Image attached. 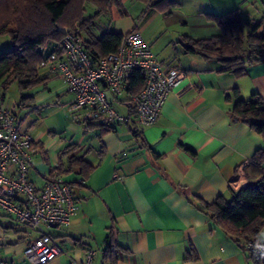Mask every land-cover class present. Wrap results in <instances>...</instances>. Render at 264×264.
<instances>
[{"label":"crops","instance_id":"crops-1","mask_svg":"<svg viewBox=\"0 0 264 264\" xmlns=\"http://www.w3.org/2000/svg\"><path fill=\"white\" fill-rule=\"evenodd\" d=\"M118 2L99 17L95 34L137 31L160 63L185 74L154 125L139 126L121 102L124 96L113 106L128 122L107 131L73 121V95L45 68L39 69L45 85L24 92L31 96L24 106L10 105L4 93L22 132L34 141L29 183L40 190L46 179L61 177L78 205L68 227L45 229L64 251L48 264H81L89 250L94 264H111L104 256L109 242L116 248L114 264H252L249 253L194 204L230 199L231 191L264 179V164L254 159L264 151V137L230 114L234 91L244 100L257 94L264 101V61L246 65L245 76L235 78L218 62L185 53L180 41L218 36L207 15L235 10L242 24H258L260 34L264 0H178L163 12L141 0ZM94 12L85 10V16ZM8 44H0V52ZM75 159L91 170L82 171ZM25 230L0 211V239L6 242L0 264H29ZM258 240L264 242V228Z\"/></svg>","mask_w":264,"mask_h":264},{"label":"trees","instance_id":"trees-1","mask_svg":"<svg viewBox=\"0 0 264 264\" xmlns=\"http://www.w3.org/2000/svg\"><path fill=\"white\" fill-rule=\"evenodd\" d=\"M141 1L161 12L178 6V0ZM86 4L95 9L90 16H85ZM113 6H120L118 0H0V35L7 36L9 40L8 48L0 52V86L3 93L16 84L20 93L18 107L31 100V96L23 93L45 85L47 81L39 75V65L43 60L40 48L45 46L48 54L60 52L62 39L74 30L76 24L91 59L115 53L121 44L122 34H95L97 20L107 15ZM207 17L216 24L220 34L203 39L182 38L180 44L185 53L214 60L222 66L223 72L235 78L245 76L246 65L264 61V31L256 34L258 24H242L240 10ZM61 29H65L66 33H62ZM143 84L144 77L140 71H134L127 80L123 95L125 100L121 102L131 113L134 112L132 98ZM233 94L235 101L230 112L233 122H240L264 137V101L257 94L248 100L239 98L237 91ZM111 129L113 127L107 131ZM254 159L264 164V151H257ZM73 162L78 163L82 171L86 168L81 159ZM88 167L86 171L91 170ZM194 205L245 250L247 242L258 239L264 228V179L231 191L230 199L220 196L212 204L198 200ZM115 251L114 243L109 242L104 256L111 264L112 258H116ZM249 256L252 264H264V253L260 257L251 253Z\"/></svg>","mask_w":264,"mask_h":264},{"label":"built area","instance_id":"built-area-1","mask_svg":"<svg viewBox=\"0 0 264 264\" xmlns=\"http://www.w3.org/2000/svg\"><path fill=\"white\" fill-rule=\"evenodd\" d=\"M39 67L57 75L73 95L68 107L73 121L100 123L116 127L128 122L113 106L127 88L134 71L144 77L142 89L132 98L136 123L141 127L154 125L169 94L185 79V74L160 63L137 31L123 35L113 54L93 60L85 49L78 25L61 41L60 52L48 54L42 46ZM32 136L22 132L13 107L5 102L0 86V211L26 227L30 239L23 250L29 264H48L64 254L59 242L45 229L68 227L78 205L69 183L61 177L46 179L36 190L27 174L32 162ZM33 233H37L36 237ZM245 251L260 257L264 242L253 239ZM95 252L89 250L81 264H94Z\"/></svg>","mask_w":264,"mask_h":264},{"label":"rangeland","instance_id":"rangeland-1","mask_svg":"<svg viewBox=\"0 0 264 264\" xmlns=\"http://www.w3.org/2000/svg\"><path fill=\"white\" fill-rule=\"evenodd\" d=\"M38 1H40V0H38ZM255 0H253V2H254ZM248 11L249 12H254L255 13V9H251V7L250 6H248ZM85 9H86V13H87V15H89L91 12H92V9H93V6L92 5H90V4H86V6H85ZM98 24V23H97ZM77 25V24H76ZM75 25V26H76ZM100 24H98V26H99ZM97 30V32H99V30H101L100 29V26L99 27H97L96 28ZM5 43H9V40H8V38H7V36H3V35H0V44L1 45H3V44H5ZM8 46H9V44H8ZM42 72V71H41ZM19 98H20V93H19V91H18V89H17V85L16 84H12L10 87H9V89H8V91L6 92V99H7V102L11 105L12 104V102H18L19 101Z\"/></svg>","mask_w":264,"mask_h":264},{"label":"water","instance_id":"water-1","mask_svg":"<svg viewBox=\"0 0 264 264\" xmlns=\"http://www.w3.org/2000/svg\"><path fill=\"white\" fill-rule=\"evenodd\" d=\"M62 33H66V30L65 29H61L60 30ZM6 244V242L4 240H1L0 239V246H4ZM10 260V259H8ZM6 260L5 259H2L0 262H5Z\"/></svg>","mask_w":264,"mask_h":264}]
</instances>
